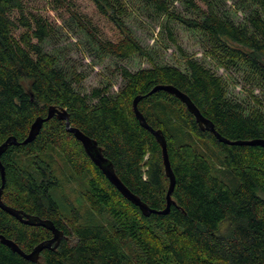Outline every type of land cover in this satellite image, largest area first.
Instances as JSON below:
<instances>
[{
  "label": "trees",
  "instance_id": "obj_1",
  "mask_svg": "<svg viewBox=\"0 0 264 264\" xmlns=\"http://www.w3.org/2000/svg\"><path fill=\"white\" fill-rule=\"evenodd\" d=\"M145 1L169 20L200 32L224 67L245 65L264 89V0H248L254 10L244 26L223 18L216 0H181L197 18L182 17L167 0ZM126 11L124 0H0V145L9 137L22 143L50 106L65 108L72 127L98 142L132 193L150 209L163 211L170 180L160 144L134 113L133 101L143 96L138 108L166 137L176 178L170 211L144 215L55 116L33 142L11 145L2 155V200L52 221L64 237L57 249L43 250L39 262L26 260L0 241V264H264V147L224 144L201 131L175 96L165 91L148 94L160 85L178 88L219 134L236 142L264 140L262 111L246 114L241 104L227 98L222 78L191 59L186 61L189 73L158 65L135 73L123 69L126 84L116 97L102 89L83 95L59 67L58 57L43 48L58 22L72 19L104 54L120 60L134 52L143 55L139 43L125 34ZM92 99L97 102L92 104ZM179 136L215 145L223 168L237 180L235 188L214 173L203 146L177 144ZM56 156L66 166L69 183L88 181L82 199L91 215L65 207L59 196L64 187L54 169ZM2 183L0 172V188ZM0 236L28 254L52 239L53 232L24 224L0 207Z\"/></svg>",
  "mask_w": 264,
  "mask_h": 264
},
{
  "label": "rangeland",
  "instance_id": "obj_2",
  "mask_svg": "<svg viewBox=\"0 0 264 264\" xmlns=\"http://www.w3.org/2000/svg\"><path fill=\"white\" fill-rule=\"evenodd\" d=\"M167 1L172 11L182 17L197 18V15L188 10L181 0ZM124 2L127 6V11L122 16L126 28L125 34L130 33V37L135 39L148 55L134 52L127 60L106 55L72 19L59 21L53 36L43 43L45 52L58 57L59 67L67 73L77 91L90 96L93 90L102 89L106 90L107 95L116 97L126 84L122 76L123 69L135 73L158 65L173 66L184 73H189L186 61L191 59L222 78L227 98L241 104L246 114L251 113L252 110L264 113V89L252 80L245 65L237 63L224 67L220 63V58L212 54L207 40L200 32L192 31L177 21L169 20L149 6L145 0H124ZM216 4L217 11L223 18L241 26L247 24L254 10L248 0H216ZM168 31L172 32L177 44L170 39ZM255 99L262 101V104H257ZM96 102V99L91 100L92 104ZM182 143L203 146L202 151L209 157L214 173L235 188L237 180L230 171L223 168L222 154L215 145L199 140L196 136L192 138L179 136L177 144ZM54 169L64 187L59 191V196L66 202L65 207L68 208L70 205L81 215H91L82 199V192L88 181L78 179L74 183H69L66 166L59 156L55 157ZM102 219L107 224L105 218ZM126 252H130V249L126 248Z\"/></svg>",
  "mask_w": 264,
  "mask_h": 264
},
{
  "label": "water",
  "instance_id": "obj_3",
  "mask_svg": "<svg viewBox=\"0 0 264 264\" xmlns=\"http://www.w3.org/2000/svg\"><path fill=\"white\" fill-rule=\"evenodd\" d=\"M158 91H165L175 96L177 99H179L187 107V110L189 111V113L195 117V120L200 130L203 132L213 133L220 142L224 144H228V145H253V146L260 145L264 147V140L236 142V141H231L223 137L221 134H219L216 131L214 124L203 116V114L200 112V110L195 105V103L190 99V97L186 95L185 93H183L182 91H180L178 88L172 85H160V86L155 87L148 95H152ZM142 98L143 96H138L133 101L134 113L137 119L139 120L140 124L142 125V127L150 131L155 136V138L157 139L158 143L160 144L162 148L165 173H166V176L170 180L169 191L167 194L166 209L163 211H155V210L150 209L147 204H145L138 196L132 193V191L121 181V179L116 174L113 162L110 161L104 155L103 149L102 147L99 146L98 142L95 139L84 134L79 129L72 127L67 109L59 108L56 106H50L48 108L47 116L45 118L38 117L34 121L27 138L22 143L18 142V140L15 137H9L2 145H0V172L2 176V182H3L0 188V207L4 211L16 217L18 220H20L24 224H27L30 226H42V227H45L51 230L53 232V238L39 244L33 249L31 253H28V254L25 253L13 240L0 236V241L3 244L8 246L14 252L21 255L26 260H29L32 262H39L42 251L45 249H52V250L57 249L64 237V233L60 231L59 229H57L52 221L43 220L40 217L32 216V215L24 213L23 211L16 210L4 204L2 200V194H3L4 186L6 183L5 168L1 162L2 155L7 151V149L11 145H19V144L25 145V144H29L33 142L39 135L43 127V124L55 116L58 119L65 121L67 131L72 133L75 136V138L82 144L84 151L89 156L91 161L95 164L96 167H98L101 170V172L108 179V181L113 186H115V188L122 194L123 197H125L127 200L132 202L134 205L138 206L140 210L142 211V213L146 216L152 213L168 214V212L170 211L171 205L173 204L172 193L175 188L176 178H175L173 168L170 162L166 137L164 136L162 130H156L147 123L144 115L140 112L138 108L139 102L142 100Z\"/></svg>",
  "mask_w": 264,
  "mask_h": 264
}]
</instances>
